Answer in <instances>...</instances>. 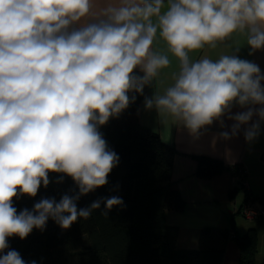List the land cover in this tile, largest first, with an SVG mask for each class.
Here are the masks:
<instances>
[{
    "label": "clouds",
    "instance_id": "clouds-1",
    "mask_svg": "<svg viewBox=\"0 0 264 264\" xmlns=\"http://www.w3.org/2000/svg\"><path fill=\"white\" fill-rule=\"evenodd\" d=\"M235 35L246 37L249 55L264 50V0H0V264H27L10 237L43 232L49 219L67 230L102 203L105 216L125 206L119 196L79 209L77 201L108 184L120 161L100 127L169 68L167 53L178 71L163 94L144 98L145 110L196 139L218 124L228 129L222 139L246 126V142L255 141L264 74L240 58ZM157 38L167 52L153 48ZM221 45L231 53L190 56ZM234 107L244 110L233 114ZM49 173L63 174L57 182L71 177L78 192L18 212L14 198L35 197Z\"/></svg>",
    "mask_w": 264,
    "mask_h": 264
},
{
    "label": "trees",
    "instance_id": "trees-1",
    "mask_svg": "<svg viewBox=\"0 0 264 264\" xmlns=\"http://www.w3.org/2000/svg\"><path fill=\"white\" fill-rule=\"evenodd\" d=\"M136 95L135 103L99 129L120 157L118 166L108 176V184L77 201L79 209L97 199L119 196L125 206H114L105 216L102 203L87 220L78 219L67 230L49 219L43 232L33 229L23 240L10 237V249L18 251L27 264H222L227 242L232 240L239 248V264H264V255L256 260L257 237L251 229L239 236L227 229L204 227L199 231L196 250L177 248L178 229L165 222L166 210L183 206L171 185L176 150L141 125L137 113L143 95ZM195 158V172L201 179L231 169L218 159L203 155ZM62 175L49 173V185L41 186L35 197L14 198L17 211L32 210L42 198L59 202L64 194L75 195L78 188L71 177L64 175L63 181L57 182ZM251 201L264 207V201Z\"/></svg>",
    "mask_w": 264,
    "mask_h": 264
},
{
    "label": "crops",
    "instance_id": "crops-1",
    "mask_svg": "<svg viewBox=\"0 0 264 264\" xmlns=\"http://www.w3.org/2000/svg\"><path fill=\"white\" fill-rule=\"evenodd\" d=\"M230 43L233 47H240L238 53L240 58L255 62L264 74V50L249 55L250 48L246 44V37L242 35H235ZM153 48L167 52L165 42L159 38L154 41ZM230 53V48L221 45L214 50L193 52L190 56L193 60L201 58L202 55L217 59L221 54ZM167 54L171 64L169 68L161 71L152 86L145 87L137 114L142 126L156 132L163 144L171 145L176 150L170 172L171 185L182 199L183 206L178 210H166L165 213V222L178 229L175 245L180 250H196L199 247V231L204 227L227 229L239 236L245 235L251 229L257 237L256 254L259 251L258 245L259 253L261 248L264 253L262 247L264 228L258 230L253 223H248L251 219L240 217L237 213L245 198L255 199L259 204L264 201V122L261 123L259 137L251 143L246 142L244 138L243 129L246 126H242L237 136L225 140L220 138L219 133L228 129H221L218 124L210 126L198 139L192 137L182 126L162 125L155 110H145L143 102L146 96L151 97L154 93L163 94L173 83L171 76L173 72L178 71V60L170 53ZM136 74L143 75L138 69ZM243 110L234 107L232 111L234 114ZM256 119L253 117V121ZM225 123L230 126L233 122L226 120ZM198 155L218 159L227 168L241 165L246 171L245 182L248 188L242 190L237 178H234L227 169L209 179H201L195 172L197 167L195 156ZM239 217L242 221L238 219ZM260 220L264 221V218ZM227 243L222 264H239V248L232 240ZM257 256L256 260H260Z\"/></svg>",
    "mask_w": 264,
    "mask_h": 264
},
{
    "label": "built area",
    "instance_id": "built-area-1",
    "mask_svg": "<svg viewBox=\"0 0 264 264\" xmlns=\"http://www.w3.org/2000/svg\"><path fill=\"white\" fill-rule=\"evenodd\" d=\"M229 170L234 178L240 180L238 182L241 185V189L245 191L248 188L247 182H245L246 171L243 170L241 165H234ZM238 213L246 219H262L264 217V207L251 201V198H245V201L238 209Z\"/></svg>",
    "mask_w": 264,
    "mask_h": 264
},
{
    "label": "rangeland",
    "instance_id": "rangeland-1",
    "mask_svg": "<svg viewBox=\"0 0 264 264\" xmlns=\"http://www.w3.org/2000/svg\"><path fill=\"white\" fill-rule=\"evenodd\" d=\"M238 216H240V214ZM240 217H242V216H240ZM240 217L238 219L242 221V219ZM245 221H249V220H245ZM248 223H253L258 230H261L262 228H264V221L260 220V219H255L254 220V219L251 218V220ZM263 237H264V235H263ZM263 237H262V239H263ZM85 243H87L86 239H85ZM258 246H259V251L257 253V255H258L257 259L261 260V258L263 257L264 253L262 252V248H261V253H259L260 252V245H258ZM262 247L264 249V240H263V243H262Z\"/></svg>",
    "mask_w": 264,
    "mask_h": 264
},
{
    "label": "bare ground",
    "instance_id": "bare-ground-1",
    "mask_svg": "<svg viewBox=\"0 0 264 264\" xmlns=\"http://www.w3.org/2000/svg\"><path fill=\"white\" fill-rule=\"evenodd\" d=\"M241 216V215H240Z\"/></svg>",
    "mask_w": 264,
    "mask_h": 264
}]
</instances>
